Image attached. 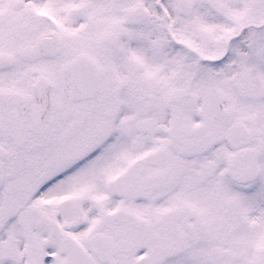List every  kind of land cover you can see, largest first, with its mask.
Masks as SVG:
<instances>
[{
  "label": "snow or ice",
  "instance_id": "1",
  "mask_svg": "<svg viewBox=\"0 0 264 264\" xmlns=\"http://www.w3.org/2000/svg\"><path fill=\"white\" fill-rule=\"evenodd\" d=\"M0 264H264V0H0Z\"/></svg>",
  "mask_w": 264,
  "mask_h": 264
}]
</instances>
